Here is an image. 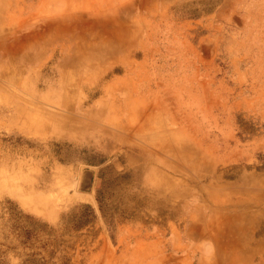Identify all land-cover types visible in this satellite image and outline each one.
Masks as SVG:
<instances>
[{
    "label": "rangeland",
    "instance_id": "1",
    "mask_svg": "<svg viewBox=\"0 0 264 264\" xmlns=\"http://www.w3.org/2000/svg\"><path fill=\"white\" fill-rule=\"evenodd\" d=\"M0 264H264V0H0Z\"/></svg>",
    "mask_w": 264,
    "mask_h": 264
},
{
    "label": "crops",
    "instance_id": "2",
    "mask_svg": "<svg viewBox=\"0 0 264 264\" xmlns=\"http://www.w3.org/2000/svg\"><path fill=\"white\" fill-rule=\"evenodd\" d=\"M242 248H243V247H242ZM224 255L227 256V253H225L223 249L219 250V255H218V257H219L220 259H224V258H223ZM229 257H230V256H229ZM231 259L235 260V259L233 258V256H231Z\"/></svg>",
    "mask_w": 264,
    "mask_h": 264
}]
</instances>
